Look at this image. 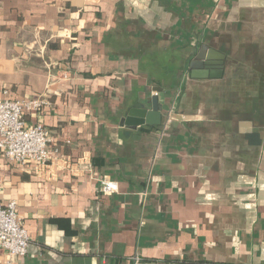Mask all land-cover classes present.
<instances>
[{"label": "crops", "instance_id": "crops-1", "mask_svg": "<svg viewBox=\"0 0 264 264\" xmlns=\"http://www.w3.org/2000/svg\"><path fill=\"white\" fill-rule=\"evenodd\" d=\"M40 94L16 264H264V0H0V97Z\"/></svg>", "mask_w": 264, "mask_h": 264}, {"label": "built area", "instance_id": "built-area-1", "mask_svg": "<svg viewBox=\"0 0 264 264\" xmlns=\"http://www.w3.org/2000/svg\"><path fill=\"white\" fill-rule=\"evenodd\" d=\"M49 98L40 94L34 98L10 100L0 97V151L16 164H33L42 168L51 163V136L39 121L27 123V113L38 112L49 105ZM89 169L92 166L87 162ZM2 189L0 182V190ZM118 189L116 181L107 176L98 178V190L107 194ZM30 237L17 212L15 200L0 203V252L7 254L6 264H16L27 254Z\"/></svg>", "mask_w": 264, "mask_h": 264}, {"label": "water", "instance_id": "water-1", "mask_svg": "<svg viewBox=\"0 0 264 264\" xmlns=\"http://www.w3.org/2000/svg\"><path fill=\"white\" fill-rule=\"evenodd\" d=\"M203 50V49H202ZM157 113H159V112H157V107H155L154 106V110H153V112L152 113H150L149 114V116H154V115H156V116H158L159 117V114H157ZM160 122V118H158V120H153L152 121V123H159Z\"/></svg>", "mask_w": 264, "mask_h": 264}]
</instances>
